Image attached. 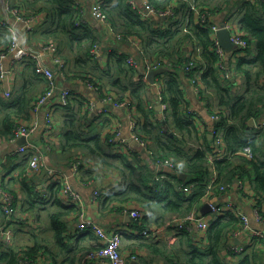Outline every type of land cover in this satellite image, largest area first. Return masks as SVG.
<instances>
[{"label": "crops", "instance_id": "obj_1", "mask_svg": "<svg viewBox=\"0 0 264 264\" xmlns=\"http://www.w3.org/2000/svg\"><path fill=\"white\" fill-rule=\"evenodd\" d=\"M74 1L79 9V19L76 26H87L90 33L98 38L101 46V58L88 60L83 53H79L78 42L72 41L71 45L66 42V45L63 46L61 43L65 41L57 39L55 42H57L64 59V75L52 64L49 57L43 56V62L47 67L53 68L54 79L59 88L68 87L75 93L76 96L72 100L70 99L69 102L71 103L67 107L72 108L71 115L78 120L79 132L84 137L89 136L98 140L105 151L101 154L100 149H96L95 153L82 150L80 157H76L73 152L66 151L63 147V140L68 130L65 125V119L69 114L67 113L68 108L58 104L56 98L54 102H49L44 107L35 109V101L46 91L48 86L45 77L35 62L30 60L31 58L16 63L12 61V56L5 59L4 66L11 71V74L3 84L0 83V187L4 188L3 185H6L13 192L17 210L12 221L14 228L13 244L0 245V251L7 246L25 248V246L34 245L36 241H39L47 248V252L43 255L44 260L39 258V261L34 264H109L106 260L101 262L84 260V255L90 249L103 245L104 240L100 239L91 229H78L77 215L66 214L65 206L72 204L64 196L63 191L57 196L49 192L48 185L52 180L64 184L63 182L67 178L82 200L81 206L78 208L83 210L86 219L103 227L108 234H121V251L128 260L127 264H168L167 260L156 252L157 246L169 247L171 251L175 252L176 257L180 252L182 237L180 232H182L181 230L189 232V230L179 226L180 220L185 219V217L182 218L178 214L165 211V198L157 184L170 181L183 190L185 186L183 187L180 181L185 182L188 175L185 172H178L177 168H172L169 164L159 165L158 161L160 160L155 158L153 153L154 143L148 141L149 145L146 149L141 147L132 140L133 129L131 127L132 121H139L136 120L137 118L145 120L146 118L141 112H146L151 117H155L150 122L154 131L158 133L175 131L173 120L169 115L168 104L163 102L164 81L157 77L152 84L147 80L145 74L143 81L137 75L135 84L140 85L142 83L143 85L141 96L134 101L127 100L129 102L128 108L122 109L108 108L101 102L100 97L90 91L84 83L73 79V73L87 71L103 85L107 95H112L118 99L119 89L114 87L113 83L116 79H121L123 75L119 74L118 65L113 60L114 53L116 55L126 54L128 58L134 59L135 65L139 66L140 71L145 67L147 59L144 50L145 44L139 37L121 36L115 30L110 19L107 24H104L93 16L92 7L98 0ZM131 1L129 0L130 3ZM133 1L135 2L133 7L139 10L144 7V2L147 0ZM244 1L246 0H211L208 2L210 5V9H208L213 15L214 23L223 24L227 20H231L240 30L239 19L243 13L242 4ZM13 3L14 0H0V18L15 27L22 46L37 53L44 44L51 42L45 40L40 34L45 17L40 14L31 15L30 17L35 16L36 19L32 29L28 30L14 17L11 8L17 10L18 8ZM168 8L175 11L172 5ZM201 10H204V7ZM4 30L8 31L0 28V32H5ZM36 31H39L38 36L35 35ZM9 36L8 43L0 45V48H6L10 44L11 34ZM199 53V49L196 50V54H194L196 58L201 57ZM254 53L253 48L251 56ZM225 57L227 60L231 58L229 54H226ZM83 60H87V62ZM34 68H36L35 71ZM238 79L239 85H241L242 78L239 77ZM183 84L188 102V112L195 119L199 135L205 134L208 137L210 135L215 137L217 121L213 118V113L219 108L216 96L213 93L208 95V91H205L206 86L201 79L193 82L183 78ZM5 91H10L11 97H6ZM128 95L130 94H124L125 97ZM18 97H21L20 105L11 106L10 102ZM161 97L162 99H160ZM91 102L94 103L93 106ZM7 103L10 107L7 106ZM24 109L26 114L23 112ZM151 110L155 111L154 115ZM11 112H17L18 118L17 116L13 117L9 134H3V123ZM262 120L264 124V118ZM25 122L27 125H35V131L28 139L21 137L12 141L10 136L15 127ZM251 126L256 127L257 122ZM119 131L120 136L117 138L116 133ZM178 135L180 136L181 133ZM214 137L209 138L212 140L215 139ZM24 138L26 143L29 141L40 148L50 147L46 151L45 162L48 168L56 171L54 176H49L45 170H40L32 175L27 174L28 158L26 154L17 152L21 145L26 144L22 142ZM187 140L190 139L187 138ZM202 144L203 139L196 138L189 142V148L200 147ZM222 145V157H224L228 153H225L224 143ZM216 156L218 158L221 155L217 153ZM124 160H127L135 168V178L142 177L141 185L153 188V193L145 189L143 197L130 195V198H122L116 200L115 203L106 202L108 196L127 188V180L121 170L117 168L121 167V161ZM75 163H79L78 169L74 168ZM210 171L214 179L216 171L213 167H210ZM182 173L187 175L185 180L180 178ZM170 174L177 175L180 181L171 178ZM24 181H27L41 194L38 202L42 201L37 202L30 210H26L27 193L23 188ZM242 181L236 179L233 186L223 193L216 191L217 186L213 185L212 192L208 197H205L202 205L203 207L206 204L210 206V202L218 203L225 207L224 211L219 213V215H223L225 212H234L228 207V204L232 203L249 218L250 228L244 229L243 223L242 229L238 231L240 235H237L238 232H236L230 239L228 248L222 252L223 257L233 264H236L239 259L233 258L229 251L231 246L241 245L247 248L255 242H253L255 232L264 233V222H258L254 215V211L259 210L254 186L247 178ZM201 208L193 213L199 215ZM135 210H139L142 216L136 218ZM55 211L61 212L62 221L68 225L70 230L68 239L66 238L68 243L65 244V248L60 247L61 243L55 237L53 221L51 220V213ZM211 214L212 212L205 216L212 220L216 215ZM237 216L241 218L240 215L237 214ZM2 220L3 214L0 211V226L7 225V221L2 222ZM185 225L191 226L192 233L189 232V234L193 241L198 242L205 236L198 231L195 222H186ZM146 229H150L152 234L149 236L143 234ZM183 246H185L184 243H182V248ZM22 264L27 263L23 262ZM261 264H264V256Z\"/></svg>", "mask_w": 264, "mask_h": 264}, {"label": "trees", "instance_id": "obj_2", "mask_svg": "<svg viewBox=\"0 0 264 264\" xmlns=\"http://www.w3.org/2000/svg\"><path fill=\"white\" fill-rule=\"evenodd\" d=\"M148 1L156 9L163 10L172 5L176 11L175 17L169 16L163 19L149 16L143 18L129 0H104L103 9L121 36L139 37L145 44V55L150 62L155 65H164V68H167V72L160 76L164 81L163 102L168 104L169 115L173 120L175 131L166 133L154 131L150 122L155 117H151L146 112H141L146 118L145 120L136 119L139 120L136 133L147 142L154 143V157L161 161L173 160L178 172H185L188 175L185 182H181L175 174H170L171 178L180 181L183 187L195 185V189L193 187V190L187 193L170 181L158 183V189H161L165 198V211L178 214L182 218L198 211L202 207L205 197L210 195L208 186L214 177L210 167H213L216 171L214 178V185L217 186L216 191L221 185H233L236 179L242 181L247 178L254 186L257 194V207L261 216L264 217V125L262 120L264 118V0L243 2V13L239 23L240 30L247 39L249 47L243 55L239 50L234 49L229 54L231 58L228 60L226 57L222 59L216 52L211 29L202 26L198 22L196 14L191 10L192 3L197 7H204V10L210 9L208 2L211 0ZM13 5L24 16L40 14L45 17L40 31L45 40L60 39L65 41L61 43L63 46L66 45V42L70 45L72 41L78 42L79 53H83L88 60H96L92 55V49L100 43L98 38L90 33L87 26H76L79 9L74 0H14ZM4 31L0 32V45H5L9 41L10 34L6 30ZM38 32L36 31L35 35ZM252 46L255 50L253 56H251ZM198 49L200 58H196L194 55ZM226 54L228 53L226 52ZM30 60L32 61V59ZM113 60L118 65L119 74L123 75L121 79H116L113 83V86L120 90H118L119 98L116 97L117 101H134L141 96L143 88L142 83L135 84V78L138 75L141 80L143 79L146 65L140 71L138 65L128 63L129 58L126 54L116 55L114 53ZM83 61L87 62V60ZM221 61L231 74V78L224 79L222 77V70L219 68ZM191 62L194 63V67L187 70ZM33 70L35 71L36 68ZM73 74V79L89 80L100 86L102 90L100 98L107 95L103 85L97 81L94 75L87 71ZM141 74L142 76H140ZM239 77L242 78L241 85L238 82ZM183 78L201 79L206 86L205 91H208V95L213 93L216 96L219 108L213 114L221 116L215 126L216 132L221 135L223 140L225 153H228L224 157L216 158V137L211 140L205 134L199 135L195 119L188 112ZM127 93L130 95L125 97L124 94ZM74 96L76 95L72 92L70 99L72 100ZM20 102L21 97H18L12 100L10 105L15 107L20 105ZM67 108L69 114L65 119V125L68 130L63 140L64 149L73 152L76 157L81 156L82 150L95 153L96 149H100L102 154L105 149L99 141L89 136H82L78 129V120L71 115L72 108ZM23 112L26 114L25 109ZM151 112L153 115L155 114L154 110ZM14 116L18 118L17 112L7 115L2 126L3 134H9ZM251 120L257 122L256 127L250 125ZM15 129L10 136L11 139ZM178 133L181 135L179 136ZM196 138L203 139V144L200 147L189 148V142ZM245 148L252 150L251 157L245 154ZM117 168L126 178L127 188L108 196L106 202L115 203L116 200L130 198V195L143 197L145 189L153 193V188L141 185L142 177L135 178V168L127 160L121 161V167ZM3 187L12 192L6 185ZM23 188L27 193V209H25H33L41 194L27 181L23 182ZM48 188L49 192L57 196L63 191V184L60 181L52 180ZM65 209L67 215L73 213L77 217L79 216L80 209L76 205H67ZM0 211L3 214L2 222L7 221L6 214L1 209ZM62 216L58 211L51 213L56 240L61 243L60 247L65 248L70 230L68 225L62 221ZM242 226L243 221L236 212L218 214L211 220L205 236L198 242L192 240L188 231L181 230L180 252L176 257L175 252L167 246H157L156 252L163 256L168 264H233L223 257L222 252L228 248L230 239L242 229ZM253 242L242 253L232 254L233 258L239 259L236 264H261L264 256V240L255 237ZM182 243L185 244L183 248ZM99 247L89 251L97 250ZM46 252L47 248L39 241H36L34 245L25 246V248L7 246L0 251V264L36 263L39 258L44 260L43 255ZM174 257L175 259H173Z\"/></svg>", "mask_w": 264, "mask_h": 264}, {"label": "built area", "instance_id": "obj_3", "mask_svg": "<svg viewBox=\"0 0 264 264\" xmlns=\"http://www.w3.org/2000/svg\"><path fill=\"white\" fill-rule=\"evenodd\" d=\"M103 1L104 0H98L93 4L92 7V14L93 16L100 21L101 23L107 24L109 21V17L106 14V12L103 9ZM132 5H135V2L132 0L131 1ZM14 17H16V20L19 23H22L26 26L28 30L32 29L33 22L35 23V16L33 17H26L22 14L19 13V11L16 8H11ZM191 10L197 15L198 22L204 26L208 27L212 31V35L215 41V46H216V52L219 54V56L223 59L226 56V51L224 48L221 46L219 37H218V32L222 29H226L230 32L231 34V41L235 46V49L239 50L241 55L244 54L245 50L249 47V43L247 39L244 37L243 33L234 25V23L231 20H227L223 24H215L213 20V15L209 10H201V8L197 7L196 5L191 4ZM140 14L142 15L143 18H148L149 16H155L157 18H167L169 16L175 17L176 12L172 8L168 9H156L154 8L148 0L144 2V7L140 8L138 10ZM0 28L7 29L10 34H11V42L6 48H0V83L3 84L6 79L9 78V75L11 74V71L6 69L4 66V60L7 59L9 56H12V61L14 63L16 62H21L26 58H31L36 66L39 68L41 71L42 75L45 77V80L48 83L46 91L39 96L37 101L35 102V109L42 108L44 107L47 103L49 102H54V100L57 98V103L61 104L63 106H67L70 101V96L72 91L68 87H62L59 88L55 79H54V71L53 68L47 67V65L44 64L43 62V56L49 57L50 61L54 66L58 68V71L63 74V66H64V59L60 53V48L55 41L47 42L44 44L40 51L37 53L29 50L28 48L24 47L20 43L19 35L13 25L7 24L2 18H0ZM92 55L96 59L101 58V46L99 44L95 45L92 49ZM128 62L131 65H135V60L129 58ZM146 69H145V76L153 71L157 70L159 68H164V65H155L150 62V60L147 58L146 59ZM194 67V63L191 62L189 64V67L187 70L190 68ZM219 68L222 70V77L224 79H229L231 78V74L226 70V67L221 61L219 63ZM195 82V80H192ZM78 82L84 83L85 86L92 91L94 94L100 97L102 90L100 86L95 84L92 81L85 80L83 81L82 79L79 80ZM6 97H11V92L10 91H5ZM101 99V102L105 104L108 108L110 107H116V108H128L129 102L124 100V101H117V99L114 96L110 95H105ZM162 99V97L160 98ZM91 105L93 106L94 103L91 102ZM213 118L216 121H219L221 119V116L219 114H213ZM264 125V124H263ZM261 125V126H263ZM131 127L133 129L132 131V140L138 143L141 147L147 148L148 147V142L144 139H142L137 133H136V128L138 127V122L132 121L131 122ZM36 126L33 125H27L25 123H20L17 125L15 129L14 136L12 137V141H16L17 139L21 137H25L28 139L31 134L35 131ZM117 134V138L120 136V131ZM114 136V141H115ZM216 137V152L220 154L221 156L218 157L221 158L223 155L222 152V138L219 133L216 132L215 134ZM50 147H45L40 148L36 144L27 142L24 145H21L18 148V153L20 154H26L28 158V169H27V174H35L39 172L40 170H45L49 176L55 175L56 171L54 169L48 168L46 166L45 162V155L46 151L49 150ZM245 154L247 156H252V150L250 148H245ZM217 158V157H216ZM159 165L163 166L164 164H169L172 168L174 167V164L169 161V160H164V161H158ZM79 163H75L74 168L78 169ZM63 194L66 198L70 200L71 204L76 205L77 207L81 206L82 200L80 196L76 193L72 185L69 183L68 179L65 178L63 182ZM214 185V179L211 181V183L208 186L209 193H211V188ZM195 185L192 184L190 186H185L183 190L185 192L190 191ZM233 185L232 184H226V185H221L218 188L219 193L226 192L229 190ZM97 194V192H96ZM210 207H211V212L212 214L218 215L219 213L223 212L225 207L220 206L218 203L214 204L213 202H210ZM228 207L236 212L238 215L241 216V219L244 223V229L250 228V220L249 218L240 212L237 207L230 203L228 204ZM0 209L6 214L8 218L7 225L5 226H0V245H11L13 244L14 241V228H13V215L16 213L17 210V204H16V199L15 196L12 192L0 187ZM211 214V215H212ZM134 215L136 218H139L142 216V213L139 210L134 211ZM255 218L258 222H264V218L261 216L259 213V210L254 211ZM210 216V215H209ZM210 217L208 216H199L195 213H191L185 219L180 220L179 226L180 228L189 230L190 233H192L191 226H186V222H195L196 227L198 231L201 233V235L205 234L210 226ZM78 229L79 230H85V229H91L93 230L96 235L104 240L103 245L99 247L97 250H91L88 251L84 255V260L85 261H108L109 264H127V258L122 254L121 248H122V236L120 233H114V234H108L103 227L100 225L87 220L85 217V213L83 210H79V216H78ZM143 234L146 236H149L152 234L150 229H146L143 231ZM237 235H240L238 232ZM255 237L262 238L264 240V233L263 232H255ZM195 239V238H193ZM244 246L241 245H232L230 248L231 254L238 255L245 251ZM135 258V256H133ZM34 264V263H31Z\"/></svg>", "mask_w": 264, "mask_h": 264}, {"label": "water", "instance_id": "obj_4", "mask_svg": "<svg viewBox=\"0 0 264 264\" xmlns=\"http://www.w3.org/2000/svg\"><path fill=\"white\" fill-rule=\"evenodd\" d=\"M165 19V18H163ZM218 37H219V40H220V43H221V46L224 48V50L230 54L234 49H235V46L234 44L232 43L231 41V34L228 30L226 29H222L218 32ZM167 72V68H159L157 70H153L151 72H149L147 75H146V78L147 80L150 82V83H154L156 78L157 77H160L162 76L164 73ZM255 124V121L254 120H251L250 121V125H254ZM210 138H213L214 136L213 135H210L209 136ZM23 143H26V139L24 138ZM187 177V175L185 173H182L180 178L182 180H185ZM216 204V203H214ZM211 212V207L209 206V204H206L204 205L201 210L199 211V216H205L207 214H209Z\"/></svg>", "mask_w": 264, "mask_h": 264}, {"label": "rangeland", "instance_id": "obj_5", "mask_svg": "<svg viewBox=\"0 0 264 264\" xmlns=\"http://www.w3.org/2000/svg\"><path fill=\"white\" fill-rule=\"evenodd\" d=\"M51 41H57V40H51Z\"/></svg>", "mask_w": 264, "mask_h": 264}]
</instances>
